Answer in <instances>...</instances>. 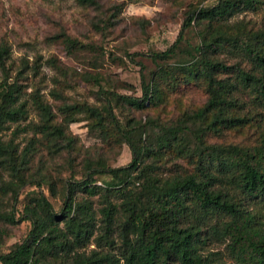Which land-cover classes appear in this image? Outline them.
<instances>
[{"label":"trees","instance_id":"obj_1","mask_svg":"<svg viewBox=\"0 0 264 264\" xmlns=\"http://www.w3.org/2000/svg\"><path fill=\"white\" fill-rule=\"evenodd\" d=\"M262 8L264 0H218L216 5L195 8L171 48L138 55L154 61L166 59L193 21L225 23L237 13ZM65 41L71 46L76 43L71 38ZM225 48L233 50V64L214 56ZM8 50L0 47L2 63ZM195 51L191 61L161 66L154 75L173 79L180 74L186 82H201L208 100L201 108L187 109L173 125H159L153 139L137 141L135 134L141 137L142 129L123 127L110 104L63 108L66 119L85 111L99 125L107 120L130 146L134 158L118 168L100 162L90 166L83 180H69L61 211H56L43 191L27 201L20 199L22 189L36 182L29 173L35 142L20 152L14 139L0 137V218L12 224L31 223L23 241L7 252L0 251V264H228L217 259L220 252L208 250L216 242L226 243L233 264H264V228L253 209L264 203V132L253 146L206 140L208 133L238 129L252 121L250 114H241L247 103L240 95L246 93L253 106L264 109V26L249 29L243 24L233 33L219 28L204 36ZM142 91V97L120 98L138 109L160 103V85L154 76L143 79ZM21 98L16 83L0 82V134L27 117V103ZM34 104L40 123L32 129L55 147L68 139L52 106L39 95ZM174 149L191 160L193 171L169 177L155 173L153 163L147 161ZM99 173H109L114 180L99 185L95 179ZM37 185L41 187L42 182ZM50 189L55 195L54 188ZM6 197L13 207L9 213L3 211ZM18 204L23 205L19 219Z\"/></svg>","mask_w":264,"mask_h":264},{"label":"rangeland","instance_id":"obj_2","mask_svg":"<svg viewBox=\"0 0 264 264\" xmlns=\"http://www.w3.org/2000/svg\"><path fill=\"white\" fill-rule=\"evenodd\" d=\"M218 0H0V47L9 50L0 61V82L16 83L22 90L21 101L27 103L25 119L9 124L0 137L14 139L20 152L35 142L30 174L36 182L22 189L21 200L43 191L61 211L64 189L69 180H83L90 166L98 163L108 168L127 166L134 158L130 146L107 120L96 123L87 112L78 111L66 119V105H90L102 108L110 104L125 128L142 129L135 139L155 138L159 125L171 126L187 109H198L208 100L201 82H186L182 75L173 79L159 77L161 66H175L191 61L204 36L225 27L230 33L246 24L248 28L264 26V8L235 14L225 23L209 24L193 21L184 40L174 53L154 61L140 53L168 50L177 41L188 14L195 8L216 5ZM66 38L76 43L69 45ZM1 54V53H0ZM214 56L233 64V50L225 48ZM155 77L160 85L161 101L157 106L138 109L122 101L120 96L142 97V82ZM39 95L48 102L62 122L68 139L52 146L32 125L40 123L34 101ZM114 97V98H113ZM247 107L242 115L252 121L244 127L222 133H208V143L257 145L264 132V109L253 106L250 97L240 95ZM71 139V140H69ZM192 143V140L190 141ZM155 173L162 177L191 173L194 164L175 149L162 158H150ZM9 179L7 176L5 177ZM96 183L104 185L114 180L109 173L95 175ZM37 182H42L38 186ZM1 185V183H0ZM51 186L55 195L51 192ZM83 194L79 193L78 198ZM99 208V197H94ZM117 199V198H114ZM11 200L6 197L3 211L11 212ZM264 228V203L253 205ZM23 205L16 207L17 219ZM31 230L29 221L17 224L0 218V251H9L23 241ZM208 250L220 252L218 260L233 264L226 243H213Z\"/></svg>","mask_w":264,"mask_h":264}]
</instances>
